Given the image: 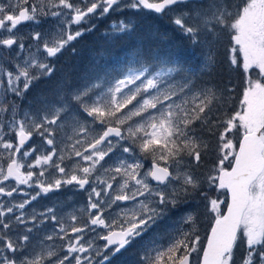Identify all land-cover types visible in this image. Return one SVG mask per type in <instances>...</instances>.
Segmentation results:
<instances>
[{"label": "snow or ice", "instance_id": "1", "mask_svg": "<svg viewBox=\"0 0 264 264\" xmlns=\"http://www.w3.org/2000/svg\"><path fill=\"white\" fill-rule=\"evenodd\" d=\"M143 10L167 16L190 55L101 53L76 83L36 92L97 21ZM134 27L113 20L104 35ZM236 70L233 108L223 77ZM132 247L138 264H264V0H0V264H113Z\"/></svg>", "mask_w": 264, "mask_h": 264}, {"label": "trees", "instance_id": "2", "mask_svg": "<svg viewBox=\"0 0 264 264\" xmlns=\"http://www.w3.org/2000/svg\"><path fill=\"white\" fill-rule=\"evenodd\" d=\"M136 17L138 19L134 20V31L129 36H125L116 41L107 40L105 37L98 38L97 34H94V37L88 38L86 40L88 43L87 61L91 64L96 54L97 56L101 54H99V52L102 48L103 54L108 58L109 62H112L116 58H122L126 53L137 48H151L153 50H160L161 52L172 51L186 57L190 55V50L184 44L183 38L178 31L174 30L173 27H166L164 24H160L159 21H152L149 18H144L141 14L136 15ZM119 19L123 18L108 20L105 22V25H109L113 20ZM229 47L228 37L225 36L217 53L221 66H224L227 62ZM84 54L85 51H83L81 55L84 56ZM229 75L231 76L232 83L235 85V91L231 104L233 108H236L242 96L244 77L242 70H236L231 73H225L223 79H227ZM212 143L213 146H215L214 138L212 139ZM215 160L216 157L214 155L211 159L206 160L204 162V169L210 167ZM224 197L226 198L227 195H224ZM226 203L227 199L225 201V204ZM223 208L225 211V207Z\"/></svg>", "mask_w": 264, "mask_h": 264}, {"label": "flooded vegetation", "instance_id": "3", "mask_svg": "<svg viewBox=\"0 0 264 264\" xmlns=\"http://www.w3.org/2000/svg\"><path fill=\"white\" fill-rule=\"evenodd\" d=\"M139 14H141L144 18L151 19L152 21H158V20L160 22L162 20L169 21L167 19V16L161 17L160 15L151 13V12H149L147 10H143ZM128 15H132L131 18L135 19L136 15H138V14H135V13L134 14H128V12H122V13L118 14L117 17L118 18H123V19H128ZM104 29H105V21H104V19H102V20L98 21V25H97V28L95 29V31H93L91 33H88V34L103 35L104 34ZM27 30H28V28H27L26 25H22L21 26V31L22 32H26ZM88 34H86V35H88ZM76 43L77 42H74L75 47L77 49L76 53L72 54L71 52H65L62 56H60V58L55 61L56 72L54 74L53 79L51 81L41 82L39 84L38 88L36 89V92L48 91L55 84L56 81L61 80V79H65L66 78L67 80H69V81H71L73 83H76L78 81L79 77L90 66L89 65L90 62L87 61V48L82 47V49H81V48H79L76 45ZM83 51H85L84 56L81 55ZM33 94H35V93H33ZM162 230H163V226H161V231ZM135 251L136 250L134 249V247H132L127 252H124L123 254H131V253H134ZM122 259H126V258H122ZM122 259H120V258L116 259L115 258L114 261L117 264H121L122 263ZM137 259H138V256H137Z\"/></svg>", "mask_w": 264, "mask_h": 264}, {"label": "rangeland", "instance_id": "4", "mask_svg": "<svg viewBox=\"0 0 264 264\" xmlns=\"http://www.w3.org/2000/svg\"><path fill=\"white\" fill-rule=\"evenodd\" d=\"M124 12H128V14H134L133 12H129V11H124ZM120 14V13H110L107 17L104 18V21L107 22L108 20H111V19H118L117 15ZM132 15H128V19H130L133 23V25H135V21L134 19L131 18ZM167 19L169 20V18L167 17ZM159 21V20H158ZM160 22V21H159ZM163 23L164 25H166L167 27H172L173 25H171L170 21H167V20H162L160 22V24ZM97 25H98V21H97ZM105 28L104 29V32H106L108 30V25H105ZM99 37H105V35H98V38ZM79 58V57H78ZM236 139L238 140L239 137L236 136ZM15 143V140L13 141ZM23 151V149H22ZM19 158V157H17ZM227 166V165H226ZM23 171V169H22ZM35 171V169H34ZM6 183H9V182H6ZM22 189H24L25 191H31L30 189L27 188V186H24V185H21L20 186ZM212 195H215V194H212ZM64 196H68V197H72V205L74 207H83L86 203V195L83 194V193H80V194H76L73 196V194H71V192H65L62 194L61 196V199L64 198ZM14 197L19 200L21 197L19 196H16V194L14 193ZM221 199L224 200V203L227 199V197L225 198L224 196H221L220 197ZM50 201L47 200V199H44V200H41L37 205L36 207L39 208L41 207V205H47ZM224 205H221V210L222 212H224ZM67 210V209H65ZM182 209L181 210H178V211H174L173 213H171V218L173 221H178L179 218H180V215L182 213ZM213 219L212 217L207 214L205 212V209L203 207V205L201 204L198 208H197V226H198V231H199V234L201 236V245H205L206 244V237L208 236V233L211 229V226L213 224ZM78 223H83V221H78ZM163 226V229L165 227V225H162ZM163 231V230H162ZM98 244H103L104 241L100 240V241H97ZM134 249L136 250L134 253H131V254H122V255H119L116 259L120 258H126L127 260L126 261H122L121 264H138V261H139V256H140V253L138 252L137 248L134 247ZM239 255V254H238ZM132 256H138V259L135 260V261H132V259L130 257ZM113 264H117L115 261H113Z\"/></svg>", "mask_w": 264, "mask_h": 264}, {"label": "water", "instance_id": "5", "mask_svg": "<svg viewBox=\"0 0 264 264\" xmlns=\"http://www.w3.org/2000/svg\"><path fill=\"white\" fill-rule=\"evenodd\" d=\"M147 11H148V10H147ZM29 143H30V142H29ZM26 146H27V145H26ZM26 146H25V147H26ZM228 202H229V198H228ZM225 212H226V211H225ZM209 234H210V233H209Z\"/></svg>", "mask_w": 264, "mask_h": 264}, {"label": "bare ground", "instance_id": "6", "mask_svg": "<svg viewBox=\"0 0 264 264\" xmlns=\"http://www.w3.org/2000/svg\"><path fill=\"white\" fill-rule=\"evenodd\" d=\"M67 64V63H66Z\"/></svg>", "mask_w": 264, "mask_h": 264}]
</instances>
